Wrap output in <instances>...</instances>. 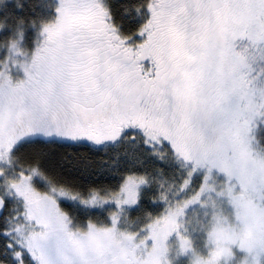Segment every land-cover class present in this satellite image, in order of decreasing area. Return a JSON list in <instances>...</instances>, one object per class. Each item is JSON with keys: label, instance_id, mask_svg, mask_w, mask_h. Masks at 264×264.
Here are the masks:
<instances>
[{"label": "snow or ice", "instance_id": "snow-or-ice-1", "mask_svg": "<svg viewBox=\"0 0 264 264\" xmlns=\"http://www.w3.org/2000/svg\"><path fill=\"white\" fill-rule=\"evenodd\" d=\"M0 264H264V0H0Z\"/></svg>", "mask_w": 264, "mask_h": 264}]
</instances>
